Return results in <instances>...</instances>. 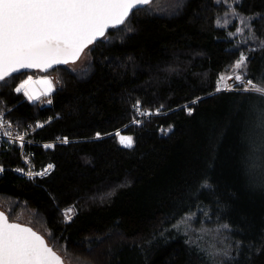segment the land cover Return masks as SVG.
<instances>
[{
    "label": "trees",
    "instance_id": "trees-1",
    "mask_svg": "<svg viewBox=\"0 0 264 264\" xmlns=\"http://www.w3.org/2000/svg\"><path fill=\"white\" fill-rule=\"evenodd\" d=\"M224 1L134 9L82 66L47 71V103L15 90L28 71L0 81V110L22 126L45 121L31 136L36 167L55 165L28 178L14 170L18 145L3 146L10 217L23 205L79 264H264V94L217 90L232 74L264 86V0L231 8L253 15L251 34L220 21ZM241 54L246 72L235 73Z\"/></svg>",
    "mask_w": 264,
    "mask_h": 264
},
{
    "label": "snow or ice",
    "instance_id": "snow-or-ice-1",
    "mask_svg": "<svg viewBox=\"0 0 264 264\" xmlns=\"http://www.w3.org/2000/svg\"><path fill=\"white\" fill-rule=\"evenodd\" d=\"M149 3L150 0H0V81L21 69L47 70L53 65L74 62L109 28L124 24L133 9ZM246 60L241 54L232 66L233 72L243 68ZM229 79L232 76L222 75L217 90L220 85L228 87ZM235 79L241 81L243 77L237 74ZM30 82L31 77L15 90L24 91L29 99L38 98L29 95ZM43 83L51 89L50 81L45 79ZM248 85L246 91L264 94V88L252 81ZM115 135L124 146H132V137L121 136L119 132ZM73 211L65 210L66 219H71ZM0 264H64V261L43 236L30 227L10 222L8 215L0 212Z\"/></svg>",
    "mask_w": 264,
    "mask_h": 264
},
{
    "label": "built area",
    "instance_id": "built-area-1",
    "mask_svg": "<svg viewBox=\"0 0 264 264\" xmlns=\"http://www.w3.org/2000/svg\"><path fill=\"white\" fill-rule=\"evenodd\" d=\"M233 74L232 79L227 80L228 87L220 86V90H231V89H245L248 88V81H252L251 77L243 76L241 81H237ZM151 110H145L143 115H150ZM45 121L43 119H37L35 121H28L24 127L15 122L12 118L8 117L6 113L0 110V153L3 146L16 143L19 147L21 154L22 165L14 167V170L21 175H24L28 178H35L37 176H44L50 173L55 165L52 161H49L44 166L38 168L33 160L31 152V144L34 142L31 136L41 127L37 125L44 126ZM20 137H23L21 140ZM51 165V169H49ZM0 169H3L0 172H3L5 167L2 165L0 160ZM38 173H43L38 175Z\"/></svg>",
    "mask_w": 264,
    "mask_h": 264
},
{
    "label": "rangeland",
    "instance_id": "rangeland-1",
    "mask_svg": "<svg viewBox=\"0 0 264 264\" xmlns=\"http://www.w3.org/2000/svg\"><path fill=\"white\" fill-rule=\"evenodd\" d=\"M236 1L237 0H226V1H224V5H226L227 4V6H222L223 7V9L226 7V12H224V13H221L220 14V16H219V18H220V21H223V19H224V22H227V20L229 19V18H233L232 19V22H235L236 21V19H237V21H238V29H240V30H245V32L247 33V34H251V32H252V24H251V21H252V17H253V15H249L248 17H244V16H242L241 14H239L238 12H236V11H234L233 9H231L232 7H233V5L236 3ZM230 7V8H229ZM230 9V15H228V16H225L226 14H227V12H228V10ZM236 18V19H235ZM239 32V31H238ZM89 50H90V48L89 47H87L85 50H84V52L82 53V55L80 56V58L77 60V61H74V62H69V63H67V65L68 66H71L72 68H79L80 66H82L83 64H84V62L88 59V57H89ZM245 69H246V64H245V66L243 67V68H241V69H237V71H235V73H238L239 71L240 72H246L245 71ZM26 77V76H25ZM56 77H57V75L56 74H54L53 75V79H54V81H55V83H56V86H57V80H56ZM27 80V79H26ZM25 81V80H24ZM23 81V82H24ZM22 83V82H21ZM252 83H253V81H252ZM253 84H255V83H253ZM255 85H257L258 87H261V88H264V86H261V85H259V84H255ZM24 92V91H23ZM27 96V95H26ZM28 97V96H27ZM34 99V98H33ZM39 99V101L41 102V103H47V102H49L50 101V99L47 97V95H43V96H41L40 98H38ZM125 137H129V136H125ZM15 205H17V207H15V209H11V210H13V212L12 213H15L12 217H10V213H9V211H8V208H10L9 207V202H7V201H5L4 199H2V198H0V208H2L3 210H5L6 212H7V214H8V216L12 219V220H16V221H19V222H21V223H24V224H28V225H31V226H33L36 230H38L40 233H43L47 238H48V242L50 243V244H52L53 246H54V244H53V242L55 243V245L58 247L57 248V250L59 251V253L64 257V260H66V262L68 263V264H79L77 261H73L72 259H69V257H68V255L65 253V248H60V246H58V243H57V241L55 240V241H52L51 239L52 238H50V236H49V233H48V231H47V229H45V228H42V227H40V226H38V225H36V224H34L33 223V221H32V218H31V213L29 212V210L28 209H26L25 207H23V205H21V204H16L15 203ZM72 209H74L73 207H71Z\"/></svg>",
    "mask_w": 264,
    "mask_h": 264
},
{
    "label": "water",
    "instance_id": "water-1",
    "mask_svg": "<svg viewBox=\"0 0 264 264\" xmlns=\"http://www.w3.org/2000/svg\"><path fill=\"white\" fill-rule=\"evenodd\" d=\"M151 1V0H150ZM142 6H144V5H142ZM141 7V6H140ZM134 10V9H133ZM133 12V11H132ZM132 12L130 13V15L132 14ZM129 15V16H130ZM110 29V28H109ZM108 29V30H109ZM108 30H107V32H108ZM106 32V33H107ZM105 33V34H106ZM100 38H102V37H99L97 40H99ZM96 40V41H97ZM89 46V45H88ZM85 50V49H84ZM84 50H83V52H84ZM82 52V53H83ZM82 53H81V55H82ZM80 55V56H81ZM80 58V57H79ZM78 58V59H79ZM78 59H76V60H78ZM75 60V61H76ZM57 65H59V64H57ZM57 65H53L51 68H53V67H55V66H57ZM51 68H49V70L51 69ZM34 68H31V69H21L20 71H18V72H24V71H31V70H33ZM18 72H15V73H18ZM12 74H14V73H12ZM11 74V75H12ZM45 79H47L48 81H50L51 82V89L49 90V85L48 84H45V83H43V81L45 80ZM55 88H56V86H55V84H54V80H53V76H51V75H43V76H40V77H37V78H35V79H31V82H30V84L27 86V90H28V92H29V95H32V96H34V97H40L41 95H43L44 93H47L46 95H49V94H51L54 90H55ZM34 99H36V98H34ZM0 212H4L6 215H8L3 209H0ZM9 217V216H8ZM9 220H10V222H16V223H20V224H22V225H24V226H26V227H30V228H32V230L33 231H35V232H37V234L38 235H41V236H43L40 232H38L36 229H34L31 225H28V224H24V223H21V222H19V221H16V220H12L10 217H9ZM44 237V236H43ZM44 239H45V242L48 244V242H47V240H46V238L44 237ZM48 246L49 247H51L52 249H53V251H55V252H57L51 245H49L48 244ZM57 254L58 255H60L61 257H62V260L64 261V264H68L65 260H64V257L61 255V254H59L58 252H57Z\"/></svg>",
    "mask_w": 264,
    "mask_h": 264
},
{
    "label": "flooded vegetation",
    "instance_id": "flooded-vegetation-1",
    "mask_svg": "<svg viewBox=\"0 0 264 264\" xmlns=\"http://www.w3.org/2000/svg\"><path fill=\"white\" fill-rule=\"evenodd\" d=\"M71 62V61H70ZM47 71H49V68L47 70H41L39 68H34L33 70H31L29 72L30 75H34L33 79L34 78H37V77H40V76H43V75H51L53 76L54 74L53 73H48ZM44 95V94H43ZM42 95V96H43ZM41 97V96H40Z\"/></svg>",
    "mask_w": 264,
    "mask_h": 264
},
{
    "label": "bare ground",
    "instance_id": "bare-ground-1",
    "mask_svg": "<svg viewBox=\"0 0 264 264\" xmlns=\"http://www.w3.org/2000/svg\"><path fill=\"white\" fill-rule=\"evenodd\" d=\"M220 86H221V85H220ZM217 88H218V86H217ZM218 91H219V90H218ZM21 126H22V125H21ZM24 126H25V125H24ZM24 126H22V127H24ZM33 143H36V141H35V142H33ZM33 143H32V144H33ZM32 144H31V145H32Z\"/></svg>",
    "mask_w": 264,
    "mask_h": 264
}]
</instances>
